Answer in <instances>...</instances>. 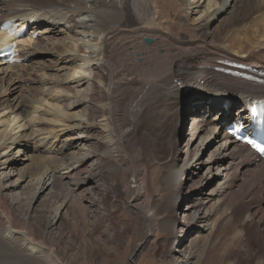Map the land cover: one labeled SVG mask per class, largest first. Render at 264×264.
I'll return each mask as SVG.
<instances>
[{
	"label": "bare ground",
	"instance_id": "obj_1",
	"mask_svg": "<svg viewBox=\"0 0 264 264\" xmlns=\"http://www.w3.org/2000/svg\"><path fill=\"white\" fill-rule=\"evenodd\" d=\"M162 4L157 0H0V23L11 18L35 17L34 28L50 33L42 39L27 36L23 40L21 64L0 63V114L3 112L8 117L6 128L21 117L26 121L20 127L27 128L7 138H4L5 131L1 133L0 155L9 145L13 148L12 156L23 150L25 158L15 163L5 153L7 159L3 165L13 167L32 160L25 165L24 176H39L30 186L34 187L32 193L20 183L9 189L3 184L4 178H0V220L3 231L10 235L4 237L0 233V264H40L41 259L34 255L40 251L50 254V264H73V258L67 259V250L57 237L58 228L62 227L57 224L64 220L62 209L71 210V215L77 219V208L85 207L77 200L91 195L90 215L98 222L108 219L112 226L109 215L119 204L112 190L121 196L125 191L132 194L134 209L142 215L148 230L140 247L149 242L159 228L167 237L178 231L196 234L191 248L178 259L173 258L170 264H238L242 260L264 264V160H257L252 150L230 140L222 130L213 132L222 121L231 118L230 112H236L239 118L246 103L264 98V84L226 71L231 68L229 64L241 63L264 72V64L257 59L253 61L252 54L240 55L230 50V45H235L245 53L243 41L255 42L257 37H264V0H209L207 8L200 10L204 17L199 22L200 30H209L211 40L208 42L176 36L172 29L160 28L158 22L162 14L158 8ZM57 28L63 29L69 37L53 40L51 33ZM229 28L239 32L235 44L229 35V46L218 45ZM78 30L85 37L89 34L92 47L78 44L74 38ZM119 33L135 35L124 49L113 47ZM140 33L147 34L144 36H150L153 41L147 44L139 40L136 34ZM62 54L66 55L65 60L73 58L69 63H73L76 56L94 60L91 87L83 102L87 114L78 124L82 127L81 135L71 138L65 146L67 150L76 142L79 146L83 144L82 148L78 146L79 150H85L82 156L65 154L63 145L55 146L52 139L59 138L61 130L54 134L45 125L48 121L42 118L45 112L36 117L30 110L33 102L40 101L39 95L44 92L41 86L46 83L48 70L58 64V56ZM75 71L71 75L77 78ZM66 79H59L54 88L74 94L76 91ZM22 80L32 82L31 86L27 88ZM34 83L37 84L35 90ZM21 89H25V93ZM8 95H13V99ZM228 100L233 101V106L224 113V118H199L203 121L200 122L195 114L194 122L188 121L187 126V129L191 126V136L184 137L187 114L206 106L223 112ZM49 104L54 116L48 118L50 123L51 120L66 122L72 116L66 98L53 97ZM34 110L37 111V107ZM29 114L35 120L28 119ZM243 116L246 118V114ZM5 121L0 119V124ZM211 125L213 128L209 127ZM202 132H207V136L203 137ZM201 139L206 151L220 143L215 148L214 160L213 155L209 157L216 166V172L208 166L210 175L200 172L207 167L203 154L200 156L198 151ZM23 141L27 143L24 146ZM175 142L176 147H172ZM56 147L59 152L50 154ZM148 153L166 168L163 181L167 197L159 207H155L156 186L148 178L151 173L146 164ZM61 167L64 172L60 173ZM118 171L122 179L113 175ZM208 187L211 189L206 197L210 200L205 202L201 196ZM64 192H68L65 197ZM178 198L183 199V203L179 204ZM56 200L61 204L56 206ZM102 204L107 208L104 213ZM176 208L183 209L181 216L174 213ZM218 237L224 238L220 244L216 241ZM20 239L25 242L23 249L13 255L12 249L18 246ZM173 244L172 256L177 250L175 241ZM177 252L180 253L181 248ZM210 254H217L220 261Z\"/></svg>",
	"mask_w": 264,
	"mask_h": 264
},
{
	"label": "rangeland",
	"instance_id": "obj_2",
	"mask_svg": "<svg viewBox=\"0 0 264 264\" xmlns=\"http://www.w3.org/2000/svg\"><path fill=\"white\" fill-rule=\"evenodd\" d=\"M157 1L159 3H164L161 5V7L158 8L159 12L162 14L161 15L162 18L158 22L159 25L161 26L160 28L164 27V29L167 31L172 29L171 32L176 36L179 35V36L192 38V39L193 38L204 39L207 42L211 40V37L208 34L209 30L207 31L200 30V27H199V22L204 17V15L200 12V10L202 11L203 9H205V7L207 8V6L209 5L208 4L209 0H198V2L196 0H157ZM209 10H212V8H210ZM82 18H84V16ZM54 31L55 32L51 33L52 36L51 35L50 36L55 41L61 40V39L65 40L69 37L63 29L60 30L59 28H57ZM79 31L80 30H78V32L76 31V34L74 37L75 40H77L78 44L86 46V47L87 46L92 47L94 44L92 40L90 39L89 34H87V36L85 37V35H83V33ZM49 34L50 33L43 35L42 38H44V36L46 37V35H49ZM238 34L239 32L237 33L235 32V30L229 28L228 31L225 34H223V36H221L217 44L222 45V46L224 45L229 46L228 45L229 43L227 41V37L229 35L231 36L230 38H232L230 39L232 44H235ZM256 34H259V32L257 31ZM136 35H138L136 37L139 40H142L143 42H145V38L147 37H145L144 35H147V34L140 33ZM134 37H135L134 34L131 35L127 33L125 34L119 33L115 39V42L113 43V47L115 49H124L123 47L125 46V44H127V42L132 40V38ZM67 42H69V40H67ZM243 42L247 44L246 45L245 43H242L245 46V50H246L245 53L240 51V49L242 50L241 47L240 49H237L235 45L234 46L230 45V50L233 53L240 54V55L252 54V59H254L253 61L257 59L260 64H264V37L262 38L257 37L255 42H251V41H243ZM197 45L202 46L201 43H198ZM246 47L248 50L246 49ZM65 57L66 55L64 54L59 55L58 56L59 62L57 64L58 66L55 65L56 67L54 66L48 70L46 83H43L45 85L41 86V88L44 91L42 95H39L41 99L39 102H36V101L33 102V105L30 106L31 107L30 110H31L32 116H34V114L35 115L37 114L36 117L45 112L42 118L44 121H48V123H46L45 125H47L49 129H52L54 131L53 132L54 134L60 132L61 130L59 138L52 139V141H54L55 143V146L60 147L61 145H63L64 146L63 150H65V154L68 153V154H73L75 156L76 155L82 156L85 150L81 151L79 149L82 148L83 144L79 146L80 143L76 142V144H74L76 147L74 145L71 147L69 146L67 150L65 146L69 144L70 142L69 140L71 138L75 139V138L80 137L81 135L80 129H82V127H80V125L78 124H79V120L82 118H85L87 114V111L85 110L86 108H84L83 102L86 100L88 96L87 93L91 87V82H90L91 81L90 80L91 65L92 63H94V60H92L91 58L82 59V57L76 56L77 58L75 59V61L73 63H69L68 61L72 60L73 58L65 60ZM80 65L81 66L83 65L82 67L85 66L84 70L81 69ZM260 66L262 67V65ZM74 71L76 72L75 75L77 76V78H75V76L72 77L71 75ZM21 73L23 72L21 71ZM1 75H3V79H4L3 81H5L6 77H4L3 73H1ZM59 79L60 80L66 79L67 80L66 82L70 84L72 90L73 91L75 90L76 92L74 94L72 92L69 94H65L64 92H58L54 88V83L58 82ZM20 82L22 84H26L27 88L30 87L32 83V82L26 83L23 80ZM34 84L35 85H33V87L35 90V86L37 89V84L36 83ZM20 91L25 93V89L23 90L21 89ZM12 96L8 95L7 97H9L10 99H13L14 96L13 97ZM59 96L63 97V99L66 98V102L69 105H71L70 113H72V116L66 119L67 120L66 122H63L62 120H60L59 122L51 120V122L53 123L52 124L50 123V120H48V118L54 117L53 113L50 112L51 105L49 103L53 102V97H59ZM17 97H19L20 100L23 99L22 95L19 96V94H17ZM35 107H37V111L34 110ZM199 111L201 110H197V112L195 111V114H198ZM192 113L193 112H190V114H187V116L191 117L193 115ZM31 115L30 114L29 116L27 115V118L34 119L31 117ZM11 118H14V116H11ZM0 119L6 120L4 124L8 122V117H5L3 112L0 114ZM191 120L192 119H189V118L187 120V117H186L187 122L190 121L191 123H193L194 120L192 121ZM25 121L26 119L22 121V117L15 119L14 123H10L8 128H6V124L5 126L4 124L3 125L0 124V137H2L1 133H4V131H5L4 138H7V137H10L11 133L14 135L17 132L19 134L23 132L24 130H27V128L25 127H20L23 123H25ZM187 122L184 128V137L189 139L190 138L189 136H191V132L189 130L191 129V126L187 129V126L189 123ZM64 124L70 125V128L66 129V125ZM213 126L214 125H211L209 127L213 128ZM4 129H7V130H4ZM62 129H66V130H62ZM202 136L206 137L207 132L205 133L202 132ZM4 138H2V141ZM63 140L65 141V143H63ZM202 140L203 139L198 141L199 143L198 151H200L199 153L200 156L203 154V159L205 162H207V167L203 168L200 172L201 174L204 173L205 175H207L209 174V172H207L208 171L207 168H209L208 166H212L211 169L213 170L214 168V172H216L215 171L216 166L215 164H213V162L211 163L212 160L209 157L213 155L214 156L213 160H214V158L217 155V151H215V148L217 145H220V143L213 144L206 151L207 148L203 144L204 140L203 141ZM26 144L27 143L23 141V146ZM78 146L80 148H78ZM58 147L56 148L57 151L59 150ZM172 147H176V142L175 144L173 143ZM12 149H10L8 145L7 148L4 150V152H2L0 155V178L2 179L4 178L3 184L9 189H11V187H13L14 184L20 183V186L22 188L32 193L34 187H30V186L33 183H36L38 181L39 176L38 175L37 176H33V175L24 176V172H23L25 165L27 166L28 164L32 163L33 162L32 160L26 161L24 165L22 163H18L16 164V166H13V167L11 165V166H6L5 168V165H3V162L7 159L6 156H4L5 153L7 156H9V158L12 159V162H15V163L25 159L23 157L24 156L23 150H21L20 152L12 156L11 155ZM55 152H53L54 155L57 154ZM25 153L30 155L29 153L26 152V150H25ZM49 153L51 154L52 151ZM145 157H146V164L148 165V168L151 170L150 176L148 178L151 181V183H153L156 186V190L158 192V195L156 197L157 204H155V207H159L160 203L163 202V199L167 197L165 196L167 193H166V189L164 188L165 183L163 181V174L165 173L166 168L164 167L163 162H160L154 159L152 154L148 153L146 154ZM70 158H72V156H70ZM62 168L63 167L60 168L59 172L61 170H63L61 172H64V169ZM187 172L185 173V175L188 174ZM8 174L9 176H6ZM179 174L181 175L182 172H179ZM45 175L46 174L42 175V179L44 178L43 176ZM113 175H115V177H119L120 179H122V174H120L119 171L116 173H113ZM65 177L66 176H64V183H67L68 180L65 179ZM185 177H187V175ZM7 178L11 180L7 181ZM203 181H205V183L207 182L206 179ZM121 183L125 184V181L122 180ZM209 189H211V187H208L201 196L203 198V201L205 202H208V200H210L209 198L206 197L207 194L209 193ZM112 191H113L112 195L113 196L115 195L114 198L117 199V201L119 202V204L116 206L115 209L112 208L111 215H109V218H111V221L114 224V225L112 224V226L109 223L110 221L108 219H107L108 221L104 220L105 222L100 221L101 222L100 223L96 220L97 218L92 217L90 215L89 210H90L91 204L93 203V200H92L93 196L91 195H90L91 197L88 196V198L84 200H77L85 204L84 208H80V207L77 208L78 212L77 211L75 212V216L77 215L76 216L77 219L74 218L73 215H71L73 214L71 210H68L67 208L62 209L61 214L62 216H64V220L62 221V223L57 224L58 226L59 225L62 226L58 228L59 234L57 235V237L60 239V244L64 246L67 250L66 251L67 259L69 258V260L71 261L72 260L71 258H73L72 260V262H74L73 264H170V262L173 261V258L175 259L178 256L185 254L183 252L188 251L191 248V244H192L191 240L194 236H196V234L186 235L185 233L183 234L178 231V232H175V234H173L171 237L170 236L167 237L166 232L163 231L161 228H159L156 234H154V236L151 237L149 242H146L144 246L140 247L139 243L140 241L142 242L144 239L147 238L148 230L146 229V226L143 222L142 215L139 214V212H137L134 209L132 194L128 191H125L123 195L121 196L117 194L115 190H112ZM67 194L68 192L66 193L64 192L63 197L67 196ZM97 196L99 197V194ZM145 198L149 199L147 195ZM177 201L179 202V204H181L183 203L184 200L183 199L180 200L178 198ZM60 204H61V201H57L55 205L58 206ZM103 206L104 207H102L101 210L104 213L105 209L107 210V208L105 205ZM174 213L177 216H181L183 213V209L178 210L176 208ZM0 229H1L0 233H2L4 237H7V236L10 237V235H8L7 233L3 231L1 220H0ZM224 235H226V233ZM222 237H218L216 240L219 244L222 243L224 240V238ZM174 241L176 243L175 247L177 248V250H176V253L172 256L171 249L174 246L173 244ZM179 242H182V244L178 245ZM23 244H25L24 240L20 239L18 246L12 249V253H14L13 255L19 254L22 251L20 249H23L22 248ZM180 248H181V252L179 253L177 251L178 249L180 251ZM34 255L41 259L39 261L40 264H50L51 263V260H50L51 256L50 254L46 253V251H40V253H36ZM210 256L214 260L216 259L220 261V258L217 254H214V255L210 254ZM226 256L230 257L228 255ZM133 259H135L136 262L132 263ZM252 262L253 261L246 262L242 260L238 264H242V263L252 264Z\"/></svg>",
	"mask_w": 264,
	"mask_h": 264
},
{
	"label": "snow or ice",
	"instance_id": "obj_3",
	"mask_svg": "<svg viewBox=\"0 0 264 264\" xmlns=\"http://www.w3.org/2000/svg\"><path fill=\"white\" fill-rule=\"evenodd\" d=\"M14 47V46H12ZM240 67H243V65H239ZM247 144L251 145L254 149H256L259 153L264 155V141L257 142L255 139L248 138L245 141Z\"/></svg>",
	"mask_w": 264,
	"mask_h": 264
},
{
	"label": "water",
	"instance_id": "obj_4",
	"mask_svg": "<svg viewBox=\"0 0 264 264\" xmlns=\"http://www.w3.org/2000/svg\"><path fill=\"white\" fill-rule=\"evenodd\" d=\"M146 41H147V43H151L152 39L150 37H147Z\"/></svg>",
	"mask_w": 264,
	"mask_h": 264
}]
</instances>
